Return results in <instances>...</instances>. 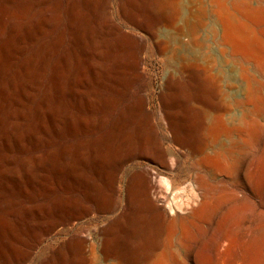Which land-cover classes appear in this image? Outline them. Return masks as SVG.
I'll use <instances>...</instances> for the list:
<instances>
[{
	"label": "rangeland",
	"instance_id": "rangeland-1",
	"mask_svg": "<svg viewBox=\"0 0 264 264\" xmlns=\"http://www.w3.org/2000/svg\"><path fill=\"white\" fill-rule=\"evenodd\" d=\"M45 1L31 10L36 12L35 18L44 12L48 47L45 82L49 96L55 92L58 97L56 108L62 111L67 103L66 76L60 80L57 77L54 91L51 70L67 45L66 0ZM98 1L95 0V113L91 116L83 113L82 122L87 126L78 123L71 135H64L63 122L56 127L60 128L59 136H53L50 130L45 136L40 131L37 141L45 146L38 149L30 145L25 153L29 157L45 154L49 149L47 140L57 142L60 147L61 143L86 141L95 133V157L83 167L85 176L95 178V194L67 191L75 203L31 221L33 228L52 223L53 230L41 234V242L32 249L29 258L17 261L8 256L0 258V264H41L57 242H66L71 237L83 239L85 248L61 264H264V0H239L238 10L244 22L251 20L252 34L251 41L243 38L235 43V52L217 43L207 32L209 27H204L199 33L204 45L198 54L205 55L207 69H188L178 81L169 78L171 66L163 62L162 53H157L145 36L140 79L128 82L125 97L135 98L139 92L145 98L156 130L148 134L143 128L139 136L134 128H126L110 143L105 139L111 106L108 103L105 109L101 103L110 89L106 82L112 85L113 65L110 55L99 57L96 53V44L100 47L105 31ZM125 1L110 0L109 8L112 21L125 33L124 41L129 48L136 22L150 23L154 37L164 43L171 26L179 23L180 15H193L202 2L178 0L179 6L167 3L157 8L151 0H137L132 2V12L123 17L120 12ZM6 9L26 13L29 6L21 2ZM60 30L65 35L58 38ZM182 40L188 41L189 35ZM105 65H108L106 73ZM91 118L95 127L90 126ZM13 155L19 159L24 153L15 151ZM113 158L121 163L117 174L119 195L125 176L137 169L148 171L149 184L155 188L149 192V204L130 212L122 237L116 243L111 235L113 215L108 212L113 200L103 178L105 171L111 169ZM12 189L14 193L10 190L1 193L7 194L22 214L32 202ZM45 198L38 201L45 202ZM74 204L87 210L76 213Z\"/></svg>",
	"mask_w": 264,
	"mask_h": 264
},
{
	"label": "bare ground",
	"instance_id": "bare-ground-1",
	"mask_svg": "<svg viewBox=\"0 0 264 264\" xmlns=\"http://www.w3.org/2000/svg\"><path fill=\"white\" fill-rule=\"evenodd\" d=\"M136 1H125L120 12L123 17L129 15L133 8L132 2ZM151 1L157 8L167 3L179 6L178 0ZM21 2L29 6L26 13L6 9L9 5ZM45 3V0H0V258L14 256L17 261L27 260L32 249L41 242V234L53 230L52 223L46 227L33 228V219H40L51 211H62V208L75 203L76 200L68 195L67 191L70 189L83 195L95 194L94 176L83 174V167L90 163L91 157H95V133L91 139L75 143V138V144L61 143L60 147L56 146L57 142L55 144L52 140H47L49 149L45 154L40 152L41 154L33 157L25 154L30 145L34 148L44 145L37 141L40 131L45 136L49 135L48 130L53 136H59L61 131L56 127L63 122L61 130L64 135H71L77 130L78 123L87 126L82 122L83 113L90 116L95 113V0H66L64 14L68 24L67 34L60 30L58 38L65 35L67 45L51 70L54 91L58 86L57 77L60 80L62 76H66L64 97L67 103L62 111L56 108L58 97L55 92L52 97L49 96L45 82L44 66L48 58V47L44 12L35 18L36 12L31 10L35 9L34 6ZM238 3L239 0H202L193 15H180L179 23L171 26L164 43L154 37L150 23L136 22V30L130 36L132 46L129 48L124 41L125 33L112 21L110 0L98 1L99 18L105 31H102V45L99 47L96 44V53L99 57L110 55L113 65L112 85L109 86L106 82L110 89L107 88L106 100L101 103L105 109L108 103L111 106L110 127L105 139L107 143L126 128H134L139 136H142L143 128L148 134L156 130L154 121L146 110L145 98L139 92L135 98L128 100L125 97L128 82L140 79L142 54L147 43L145 36L150 39L157 53H162L163 62L171 66L169 78L178 81V77L188 69H207L204 65L205 55L198 54L204 45L203 39L199 37L204 27H209L207 32L217 43L231 47V53L235 52V43L243 38L251 41V20H242ZM53 4L57 9L58 2ZM16 21L18 24H15ZM147 21L149 20H145ZM185 35H189V40L183 42L182 37ZM107 68L108 65L103 66L104 73ZM43 84L44 87L41 88ZM73 85L77 88L73 89ZM91 123L90 126L95 127L93 118ZM165 125L172 128L166 121ZM15 151L24 155L17 159L13 155ZM112 164L103 178L108 196L113 200L108 212L113 215L111 235L113 243H116L119 236L122 237L130 212L149 204V192L155 188L149 184L148 171L137 169L125 176L119 195L117 174L121 163L113 158ZM12 188L18 191V195L28 197L29 202H32L21 209L22 214L18 213L19 209L15 207L13 200L1 193L2 190L13 192ZM61 188L65 190H59ZM44 198L45 202L38 201ZM75 206L78 209L76 213L87 210L83 205ZM155 216L154 214L153 219ZM84 248L85 241L80 238L71 237L66 242H57L41 264H61L67 257L72 259L75 253L83 252ZM93 255L95 256L94 253Z\"/></svg>",
	"mask_w": 264,
	"mask_h": 264
}]
</instances>
